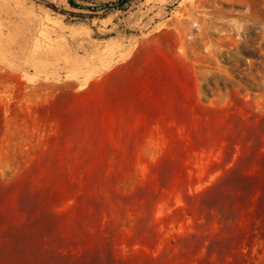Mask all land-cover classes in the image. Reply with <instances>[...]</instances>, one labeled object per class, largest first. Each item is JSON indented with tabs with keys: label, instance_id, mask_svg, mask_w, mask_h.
Returning <instances> with one entry per match:
<instances>
[{
	"label": "rangeland",
	"instance_id": "374dc122",
	"mask_svg": "<svg viewBox=\"0 0 264 264\" xmlns=\"http://www.w3.org/2000/svg\"><path fill=\"white\" fill-rule=\"evenodd\" d=\"M0 264H264V0H0Z\"/></svg>",
	"mask_w": 264,
	"mask_h": 264
},
{
	"label": "trees",
	"instance_id": "16d2710c",
	"mask_svg": "<svg viewBox=\"0 0 264 264\" xmlns=\"http://www.w3.org/2000/svg\"><path fill=\"white\" fill-rule=\"evenodd\" d=\"M68 1H71V0H68Z\"/></svg>",
	"mask_w": 264,
	"mask_h": 264
}]
</instances>
